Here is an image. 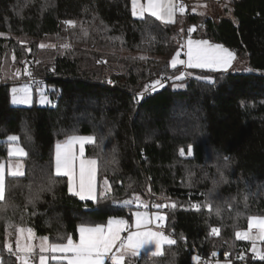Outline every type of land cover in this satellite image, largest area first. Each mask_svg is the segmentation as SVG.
Here are the masks:
<instances>
[{"label":"trees","instance_id":"trees-1","mask_svg":"<svg viewBox=\"0 0 264 264\" xmlns=\"http://www.w3.org/2000/svg\"><path fill=\"white\" fill-rule=\"evenodd\" d=\"M218 1L231 18L201 19L187 10L183 32L196 26L193 37L222 45L264 72V0ZM177 24V13L171 24L134 17L132 0H0V33L10 35L0 37V74L7 65L18 67L23 79L46 87L51 101L13 106L9 89L18 82L0 80V162L9 161L10 135L28 153L25 175H6L7 219L51 241L64 234L77 239L81 223L130 217L134 204L118 202L139 196L169 205L159 209L167 217L163 230L177 242L130 264H196L193 256L214 251L221 260L228 253L232 264H264L235 236L248 229L249 217H264V74L194 69L195 76L169 79L181 73L170 64L184 40L175 37ZM46 39L71 47L42 50L38 41ZM25 65L31 78L22 74ZM154 80L163 86L141 98ZM72 134L95 136L85 157L97 158L98 193L105 179L112 191L97 202L81 201L68 192L65 177H56L51 191L29 204L47 187L56 143ZM211 227L219 235H209ZM5 228L0 220V256L17 264L4 248Z\"/></svg>","mask_w":264,"mask_h":264},{"label":"snow or ice","instance_id":"snow-or-ice-1","mask_svg":"<svg viewBox=\"0 0 264 264\" xmlns=\"http://www.w3.org/2000/svg\"><path fill=\"white\" fill-rule=\"evenodd\" d=\"M185 11L184 5L178 3V0H132V15L143 19L145 13L164 24L175 23L177 12ZM65 25L75 27L77 22L74 20L63 21ZM195 30L194 27L188 28V33ZM84 35L87 30L84 29ZM183 31V29H181ZM3 35V34H0ZM119 39V38H114ZM41 48L45 45L41 44ZM67 48L68 45H63ZM185 49L184 55L186 60L179 59L181 53L176 54L171 59V66L184 65L189 69H207L209 71L227 72L232 67L235 59L234 52L219 44H212L207 40L187 39L182 45ZM144 59V57H140ZM13 60L15 56L13 55ZM21 70L17 69L16 75L19 76ZM22 74L32 77V72L25 67ZM184 72L169 79L183 80ZM199 78V77H198ZM111 83V81H109ZM162 87L161 80L154 81L150 88L152 91ZM149 86L145 87L147 91ZM12 104H31L32 89L28 83L20 86H14L10 90ZM43 97V92H41ZM142 98V94H141ZM51 103L46 97L41 99V103ZM19 137L10 135L7 137V153L9 157L7 176L23 177L25 175L23 160L28 156L24 147L18 143ZM95 136H81L78 134L67 135L64 141H58L55 145L54 156L52 159V172L47 176V187L41 185L39 190L31 195L28 199L29 204H33L39 199V193L51 191L52 186L56 183V177H67L68 192L78 197L81 201L91 200L97 202L104 199L112 191L108 181H104V191H97V158L85 157V145L93 144ZM192 147H188V155H192ZM180 155L184 156V149L180 150ZM12 158L15 163H12ZM31 190V185L28 186ZM6 167L5 163L0 162V220L5 222V235L9 237L4 242V248L9 255L15 256L17 264H130L131 260L139 257L141 252H147L149 257H158L162 254V248L165 245L171 246L176 244V239L171 235L165 234L163 227L167 217L157 211L150 213L148 211H135L132 214L133 222L123 218L111 217L106 224H87L78 225L76 232L78 238L74 239L72 234L60 235L56 241H51L48 236L38 237L33 228L26 225H17L10 219H7L6 213L9 207H12L6 198ZM123 205L135 204L137 209H147L149 206L140 200L139 196L132 199L120 201ZM168 204H154L152 207L162 209L168 207ZM206 206L211 209V203ZM171 207H175L172 204ZM193 207L197 210L201 205L196 204ZM216 215H220V209L216 210ZM248 230L236 231L235 236L240 240H253L250 251L253 258L264 261V250L258 249L255 244V238L250 235L253 227L259 230V240L264 241V217H249ZM154 225V227H153ZM127 233L126 235H123ZM218 227H211L209 235H219ZM14 237V240L11 239ZM38 242V243H37ZM38 249V251H37ZM213 257L217 255L214 251ZM229 254L225 253L227 258ZM245 257L241 254L238 259L243 260ZM196 264H199L201 257L193 256ZM0 264H4L0 256Z\"/></svg>","mask_w":264,"mask_h":264},{"label":"rangeland","instance_id":"rangeland-1","mask_svg":"<svg viewBox=\"0 0 264 264\" xmlns=\"http://www.w3.org/2000/svg\"><path fill=\"white\" fill-rule=\"evenodd\" d=\"M181 1L188 2V7L184 6L185 11L183 13H180L179 11L177 12L178 24H177V26L175 28L176 34H177L175 37H176V39H179V37L180 38L181 37L184 38L183 42L179 41L180 48H179L178 51H180V53H181L179 59L186 60V56L184 55L185 49L183 47H181V46L186 43L187 39H189V38H191L192 40H205V39H202L200 37H193L192 35H189L188 32L184 33L183 31H181V29L183 28L182 27V23L185 21L184 20L185 12L187 10H189V11H191L193 14L197 15L201 19H203L206 14H210L211 16H214V17L217 16V15H219V16L227 15L226 17H228V18H231L230 17L231 15H230V13L226 14V13L223 12L224 3L221 2V1H218V0H178V3H180ZM0 34H3V35H0V37H9L10 36L9 34H4V33H0ZM21 40H23V39H21ZM23 41H30V40H23ZM38 43H39L38 44L39 48L42 49V50H49V49H54V48L63 50V49H67V48L71 47L68 43L60 42V41L52 42V41H50L48 39L40 40V41H38ZM210 43H212V42H210ZM41 44H44L45 47L41 48L40 47ZM212 44H216V43H212ZM63 45H68V47L65 48V47H63ZM44 53H46V52H44ZM42 62L46 63V60L44 59V60H42ZM170 64H171V61H170ZM177 66L181 68L180 72H184L185 75H187V76L188 75L189 76H195V74L193 73L194 71H192L194 69H189V68H186L184 65H179V64ZM24 67L28 68V66H26V65ZM17 69H19V68L15 67L13 65L5 66L4 70L2 71V74H3L2 77L3 78H6V77L13 78L14 82H16V81L18 82L16 84H14V86H20V85H23L25 83H28L31 86V89H32V102H31V104H12L11 103V105L28 107V106L33 105L34 102H35V104L37 106H39V107H48V106H50L51 103H47V102L41 103V99L44 98V97H46L47 100H50L48 94L46 93V87L42 83L38 84V82L34 84V86H36V87H33L31 85V83H30L31 81L28 82L27 80L23 79L21 77V74L19 76L16 75ZM185 69L188 70L189 73H187L185 71ZM19 70H21V69H19ZM197 70H207V69H197ZM227 72L264 74V72H259V71L255 70L254 68H252L248 64V61L245 58H242V57H239V56H235V59L233 60V63H232V67L230 69H228ZM14 86H12V87H14ZM175 87L176 88L177 87H182V85L175 86ZM11 88L9 89L10 102H11V92H10ZM157 88H160V86H157ZM41 92H43V97L41 96ZM13 162H15V161L12 160V163ZM88 201H91V200H88ZM143 202L145 204L149 205L148 204L149 202H146V201H143ZM134 206H135V209L131 211L130 217H121L123 219L129 220L130 224L133 222V219H134V218H132V219H130V218L132 217V214L135 211H137V210H139V211H147V209H148V208L147 209H144V208L137 209L135 204H134ZM104 224H106V223H104ZM250 235L255 238L254 242H255L257 248L261 249V250H264V246L262 244V241L259 240V238H258L259 237V230H251L250 231ZM38 237H41V236H38ZM77 238H78V233H77ZM246 241L250 243L249 253L252 254L250 249L252 247L253 240H246ZM37 251H38V249H37ZM141 254L148 255L147 252H141ZM37 264H38V259H37ZM218 264H232V262L229 261L227 258H225V259L221 260Z\"/></svg>","mask_w":264,"mask_h":264},{"label":"built area","instance_id":"built-area-1","mask_svg":"<svg viewBox=\"0 0 264 264\" xmlns=\"http://www.w3.org/2000/svg\"><path fill=\"white\" fill-rule=\"evenodd\" d=\"M180 3H182L184 6H188V2H186V1H181ZM2 74H0V80H2ZM155 81V80H154ZM154 81H152V83L154 82ZM31 83V85L33 86L35 83H37V82H35V81H31L30 82ZM151 83V84H152ZM151 91V88H150V86H149V89L146 91V90H144L141 94H142V97L143 96H145V93H148V92H150ZM140 94V95H141ZM155 203H149V207H148V209H147V211L148 212H150V213H154V212H157V211H159V209H156V208H154V207H152V205H154ZM154 226V225H153ZM127 233H124L123 235H126ZM212 252L211 253H209V254H207V255H205V256H201V260H200V262H199V264H218L220 261H221V258H220V256L217 254L215 257H213L212 255ZM242 264H244V263H242Z\"/></svg>","mask_w":264,"mask_h":264},{"label":"crops","instance_id":"crops-1","mask_svg":"<svg viewBox=\"0 0 264 264\" xmlns=\"http://www.w3.org/2000/svg\"><path fill=\"white\" fill-rule=\"evenodd\" d=\"M141 2H145V0H141ZM209 16H211L210 14H206L204 17H209ZM144 18H150V19H155V17H151V16H149L147 13H145V17ZM195 70H197V69H195ZM185 71L187 72V73H189L188 72V70H186L185 69ZM205 71H209V70H205ZM218 72H223V71H218ZM87 145H90V144H86L85 145V151H86V146ZM54 151H55V148H54ZM14 161H15V159H14ZM3 163H5V167H6V174H7V167H8V161L7 162H3ZM13 163H15V162H13ZM66 179H67V177H65ZM85 201H88V200H85ZM248 225H249V221H248ZM248 230V229H247ZM251 230H258L257 228H255V227H253ZM13 240H14V238H13ZM246 241V240H245Z\"/></svg>","mask_w":264,"mask_h":264},{"label":"water","instance_id":"water-1","mask_svg":"<svg viewBox=\"0 0 264 264\" xmlns=\"http://www.w3.org/2000/svg\"><path fill=\"white\" fill-rule=\"evenodd\" d=\"M190 27H194V28H195V30H194L193 32L188 33L189 35H192V34L196 31L197 28H196V26H193V25L190 26ZM163 209H164V208H163ZM89 210H90L89 208H85V209H84V211H89Z\"/></svg>","mask_w":264,"mask_h":264}]
</instances>
